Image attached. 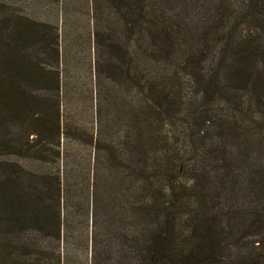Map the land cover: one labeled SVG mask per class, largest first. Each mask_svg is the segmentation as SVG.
<instances>
[{
  "label": "trees",
  "instance_id": "trees-1",
  "mask_svg": "<svg viewBox=\"0 0 264 264\" xmlns=\"http://www.w3.org/2000/svg\"><path fill=\"white\" fill-rule=\"evenodd\" d=\"M142 1L133 5L127 16L133 13V19L126 22L136 45L148 38L146 50L139 49L142 58L135 51L120 71L130 83L133 102L127 135L123 140L117 130L113 140L105 134L106 125L96 133L85 132L82 145L90 144L93 156L81 157L70 167L60 148L65 133L58 73L24 53L35 41L33 26H50L21 19L0 38V129L37 124L30 132L31 143L25 134L16 154L43 165L30 170L17 161L0 160L1 262L110 264L116 258V264H124V258L127 264H232L212 235L218 214L208 206L213 190L207 183L216 168H222L221 176H227L225 169L232 171L229 136L236 140L241 131L232 110L238 106L243 111L249 99L256 102L264 96V37L258 28L238 32L243 21L254 27L264 23V0H245L237 7L217 0L219 22L226 8L241 16L243 21L237 15L232 18L238 35L231 30L213 36L204 32L192 39L193 55L179 61V70L165 73L164 82L160 62L165 65L173 45L184 41L150 17ZM52 33L58 57L56 26ZM149 63L154 65L150 70ZM42 85L55 96L48 121L43 119L50 100L36 94ZM175 115L184 119L182 129L165 128ZM103 208L113 214L111 221L100 217ZM182 213H189L191 228L175 243L176 219ZM88 217L91 234L82 239L80 225ZM99 226L106 230L102 237ZM120 239L126 250L117 247ZM75 240L83 243L87 258L80 257ZM243 263L256 261L250 254Z\"/></svg>",
  "mask_w": 264,
  "mask_h": 264
},
{
  "label": "rangeland",
  "instance_id": "rangeland-1",
  "mask_svg": "<svg viewBox=\"0 0 264 264\" xmlns=\"http://www.w3.org/2000/svg\"><path fill=\"white\" fill-rule=\"evenodd\" d=\"M229 1L237 7L240 3L242 6L245 0ZM138 2L141 0H0V38L5 37L10 25L22 21L21 19L50 26H33L36 38L27 46L24 53L32 61L41 60L46 68L58 73L61 125L65 133L60 139V148L63 156H67L69 167L75 165L76 160L81 157L93 156V151L88 146L90 144L82 145L83 140H87L85 132L96 133L99 126L104 129L106 125L105 134L113 140L117 138V130L123 140L127 135L131 124L133 102H131L130 83L120 71L122 66L125 67L126 60L134 58L135 51L142 58L139 49L145 51L148 42L145 36V41L139 43L138 48L135 44L136 35L130 32L129 24L126 22L127 19L128 21L133 19V13L131 17L127 16L133 11L134 4L140 5ZM142 2L149 11L150 17H155L161 24L164 22L170 26L184 41V44L173 45L165 65L160 62L161 69L164 66L162 75H159L162 82L166 80L165 73L173 69L179 70V61L193 55V48L189 50L192 39L204 32L209 36H213L216 32L224 34L231 31L233 36L238 35L236 29L234 30L232 19L237 14L226 8L225 18L219 22L217 0H143ZM236 17L242 20L241 16ZM240 24L238 32L241 28L244 31L258 28V33L264 37V23L256 22L255 27L245 21ZM54 26L57 27L58 33V57L53 53L52 27ZM213 27L216 29H212ZM159 48L161 49L162 45ZM209 63L210 61L206 62ZM117 66L120 68L116 69ZM153 67L154 65L149 63L148 69ZM166 83L168 84L167 81ZM42 87L36 94L50 100V103L45 104L43 119L48 121L55 96L53 89L51 92L48 87L44 85ZM259 101L249 99L244 104L243 111L239 110L238 106L236 110H232L240 123L241 130L238 139L232 141V137L229 136L232 164L228 168L232 171L225 169L227 176H221L222 168H216L213 177L207 183L210 190H213L209 192L211 195L209 199L213 203L210 201L208 206H214L211 213L218 214L216 222L212 225V235L221 245V255L232 264H242L244 257L247 259L250 254L256 264H264V96ZM220 105L223 108V105ZM121 118L124 126L119 128V125L123 124L119 122ZM170 120L173 126L166 124L167 129L175 127L181 130L185 124L184 119L179 115H175V118ZM98 122L101 125H98ZM36 128L37 124L27 122L24 125L10 126L9 129L2 126L0 160H14L30 170H38L43 166L31 158H21L16 154L20 140L25 142L26 134L31 143L34 134L30 135V132ZM210 131L213 133L214 129ZM48 132L49 130L46 133ZM204 153L207 154L206 151H203ZM44 166L56 167L54 164H44ZM216 185L219 187L218 191L214 189ZM99 215L102 220L113 219V214L107 208L101 209ZM194 218L193 214L191 220ZM89 219L90 217L88 222L84 219L80 225L82 239L87 236L89 238L91 234ZM176 224L174 242L179 243L181 233L191 228L189 213H182V217L176 219ZM98 230L101 237L104 231L106 232L102 226H99ZM3 238V234L0 235V242L4 240ZM74 243L80 257L87 258L83 243L80 240H75ZM117 247L126 250L121 239ZM89 249L88 257H90ZM115 261L110 259V264L118 263ZM120 262L127 264L128 260L121 258ZM0 264L9 263L0 261Z\"/></svg>",
  "mask_w": 264,
  "mask_h": 264
}]
</instances>
